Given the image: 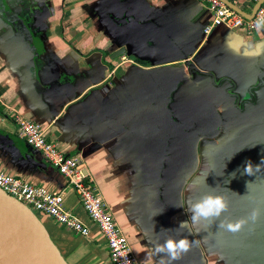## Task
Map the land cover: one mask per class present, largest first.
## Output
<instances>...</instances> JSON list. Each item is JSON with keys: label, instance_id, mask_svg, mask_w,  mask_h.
I'll use <instances>...</instances> for the list:
<instances>
[{"label": "crops", "instance_id": "0c3cea01", "mask_svg": "<svg viewBox=\"0 0 264 264\" xmlns=\"http://www.w3.org/2000/svg\"><path fill=\"white\" fill-rule=\"evenodd\" d=\"M229 1L250 12L256 0ZM21 3L42 52L34 57L0 18V133L20 139L17 113L75 156L139 264H158L147 254L169 236L199 241L176 264H264V219L233 234L186 211L212 191L229 200L231 219L264 206V166L244 173L264 160V27L204 36V0ZM24 149H0V168L61 192L87 225L81 235L39 217L67 262L112 264L66 178Z\"/></svg>", "mask_w": 264, "mask_h": 264}, {"label": "built area", "instance_id": "2783aa9c", "mask_svg": "<svg viewBox=\"0 0 264 264\" xmlns=\"http://www.w3.org/2000/svg\"><path fill=\"white\" fill-rule=\"evenodd\" d=\"M210 13L209 22L203 27L204 36L216 26L241 29L251 34L257 20L264 13V1L251 18H246L221 0H204ZM16 124L17 136L28 146L39 151L47 162L58 170L74 189L80 204L89 219L96 225L106 241L108 255L112 264H139L126 234L114 221L100 194L91 183L83 166L75 156L66 155L55 143L46 138L45 129L36 121L11 114ZM0 188L7 194L23 202L33 212L50 217L56 224L75 233L86 235L87 225L64 206L61 192H53L45 186L35 185L15 174L0 168Z\"/></svg>", "mask_w": 264, "mask_h": 264}, {"label": "water", "instance_id": "95a60500", "mask_svg": "<svg viewBox=\"0 0 264 264\" xmlns=\"http://www.w3.org/2000/svg\"><path fill=\"white\" fill-rule=\"evenodd\" d=\"M246 18H251L264 0H256L247 12L229 0H221ZM3 4L1 7H5ZM4 22L12 28L13 36L38 58L42 52L41 40L36 38L26 21L2 10ZM12 147L19 156L24 154L25 142L14 135L0 133V149ZM0 264H69L50 237L40 218L23 202L0 188Z\"/></svg>", "mask_w": 264, "mask_h": 264}, {"label": "clouds", "instance_id": "9594fccd", "mask_svg": "<svg viewBox=\"0 0 264 264\" xmlns=\"http://www.w3.org/2000/svg\"><path fill=\"white\" fill-rule=\"evenodd\" d=\"M261 27H264V13L261 14L256 23L257 30ZM254 166L256 172L260 171L261 167L264 166V160L256 165H253L251 161H248L244 168V173L254 175ZM249 183L247 184V189ZM229 207L230 202L223 194L212 191L204 194L195 201L190 202L186 211L191 213L190 219L193 224H199L202 220L208 221L209 223H215L218 220V229L233 234L241 232L246 225L256 224L264 219V206H254L251 208L247 216L238 219H231L224 216V213ZM221 217L224 218L221 219ZM187 223L188 220L182 221L179 227H185ZM198 244L199 241L189 240L187 237L176 239L169 236L163 242H157L154 244L152 252L147 254V259H150L155 255L159 257L158 264H176V262L186 255L194 245Z\"/></svg>", "mask_w": 264, "mask_h": 264}, {"label": "flooded vegetation", "instance_id": "af4514ba", "mask_svg": "<svg viewBox=\"0 0 264 264\" xmlns=\"http://www.w3.org/2000/svg\"><path fill=\"white\" fill-rule=\"evenodd\" d=\"M24 4H25V2H23ZM3 4H5L6 6L5 7H1V5H3ZM18 5V6H17ZM20 5H23L22 3H21V0H0V11H2V10H9V13L10 14H13V15H17V16H19L20 18H22V19H25L24 18V15L26 14V13H29V11L28 12H26V9H24V8H21L20 7ZM22 13H24L23 15H22ZM6 16L3 14H0V18L2 19V20H4V18H5ZM11 28V27H10ZM12 29V28H11ZM13 31V30H12Z\"/></svg>", "mask_w": 264, "mask_h": 264}, {"label": "rangeland", "instance_id": "374dc122", "mask_svg": "<svg viewBox=\"0 0 264 264\" xmlns=\"http://www.w3.org/2000/svg\"><path fill=\"white\" fill-rule=\"evenodd\" d=\"M35 213H36V215L38 216V217H41V214H39V212H37V211H34ZM52 232V230H50V232H49V234H50V236H51V238H52V240L54 239V235H53V233H51ZM54 241V240H53Z\"/></svg>", "mask_w": 264, "mask_h": 264}, {"label": "trees", "instance_id": "16d2710c", "mask_svg": "<svg viewBox=\"0 0 264 264\" xmlns=\"http://www.w3.org/2000/svg\"><path fill=\"white\" fill-rule=\"evenodd\" d=\"M62 254V253H61Z\"/></svg>", "mask_w": 264, "mask_h": 264}]
</instances>
